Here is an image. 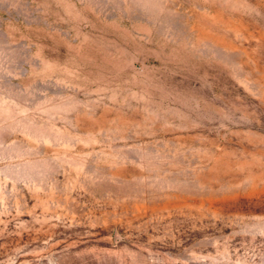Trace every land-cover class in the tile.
Returning a JSON list of instances; mask_svg holds the SVG:
<instances>
[{
  "label": "rangeland",
  "instance_id": "374dc122",
  "mask_svg": "<svg viewBox=\"0 0 264 264\" xmlns=\"http://www.w3.org/2000/svg\"><path fill=\"white\" fill-rule=\"evenodd\" d=\"M0 264H264V0H0Z\"/></svg>",
  "mask_w": 264,
  "mask_h": 264
}]
</instances>
